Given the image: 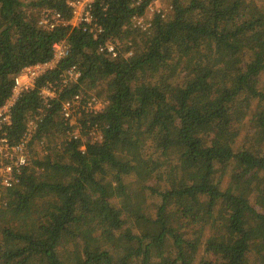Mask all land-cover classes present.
I'll return each instance as SVG.
<instances>
[{
    "label": "trees",
    "instance_id": "obj_1",
    "mask_svg": "<svg viewBox=\"0 0 264 264\" xmlns=\"http://www.w3.org/2000/svg\"><path fill=\"white\" fill-rule=\"evenodd\" d=\"M148 2L96 0L95 32L38 25L44 7L69 18L65 0H0V107L22 68L69 44L5 127L16 143L43 109L30 142L67 137L17 185L0 179V264H264V0H173L141 31ZM72 65L79 80L47 106L41 88ZM76 93L105 103L79 118L101 138L69 137Z\"/></svg>",
    "mask_w": 264,
    "mask_h": 264
},
{
    "label": "built area",
    "instance_id": "obj_2",
    "mask_svg": "<svg viewBox=\"0 0 264 264\" xmlns=\"http://www.w3.org/2000/svg\"><path fill=\"white\" fill-rule=\"evenodd\" d=\"M71 8V16L66 18L60 11L44 7L38 14V25L45 30H54L60 25H70L71 27H83L87 30L101 32L97 18L93 14V4L96 0H65ZM141 1V0H139ZM173 0H149L144 13L136 14L131 19V26L141 31H149L153 24L154 17L160 15L167 17L173 12ZM120 43L118 39L107 40L100 45L99 50L112 57L118 55ZM69 53L67 40L61 39L53 45V57L46 62H37L21 69L14 77L13 92L7 102L0 107V179L5 187L17 185L25 167L30 164L32 158L30 153V140L34 136L38 122L41 120V110L31 117L27 123L26 131L21 139L12 143L7 136L5 127L12 122V106L18 97L25 91L35 87L36 80L47 70L53 68L61 59ZM131 54V52H130ZM81 76V71L76 65L70 66L60 74V78L53 82H48L40 90V96L44 103L49 106V102L64 90V88L77 82ZM105 107L102 100L95 96L87 98L83 93H76L69 99L62 102L61 113L64 119L71 125L69 137L82 138L77 128L81 124L78 118L83 113L101 111ZM80 123V124H79ZM81 129V128H80ZM91 133L96 134L92 139H99L102 132L98 128H93ZM82 134V131H81Z\"/></svg>",
    "mask_w": 264,
    "mask_h": 264
},
{
    "label": "rangeland",
    "instance_id": "obj_3",
    "mask_svg": "<svg viewBox=\"0 0 264 264\" xmlns=\"http://www.w3.org/2000/svg\"><path fill=\"white\" fill-rule=\"evenodd\" d=\"M131 38H133L132 35H130L129 39H127V40L126 39H120V38H116V39H118V41L120 43V46L122 48V46L125 43V41H129V40H131ZM128 54H130V52H128ZM80 117L81 116L78 115L77 119H79ZM79 127L81 129L77 128L76 130H78V132L80 133V135L82 136V138L84 140L87 139V138L89 139L92 136L93 137L96 136L95 133L82 131V125L81 124L79 125ZM81 131H82V134H81ZM68 133H69V131H68ZM66 137L67 136L62 134V135H51L49 137H43L41 140L35 139L33 141V143L30 142L31 144H30V149L29 150H30L31 156L32 157H34V156L38 157L40 154H45V153H48V152L52 151V149H54L55 147H59L60 144L64 143ZM148 212L153 214L150 208H148Z\"/></svg>",
    "mask_w": 264,
    "mask_h": 264
}]
</instances>
